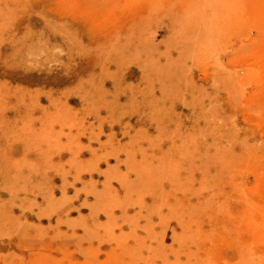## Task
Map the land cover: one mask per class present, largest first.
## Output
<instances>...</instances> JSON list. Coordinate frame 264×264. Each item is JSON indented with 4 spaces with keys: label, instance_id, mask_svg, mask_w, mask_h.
<instances>
[{
    "label": "rangeland",
    "instance_id": "1",
    "mask_svg": "<svg viewBox=\"0 0 264 264\" xmlns=\"http://www.w3.org/2000/svg\"><path fill=\"white\" fill-rule=\"evenodd\" d=\"M263 69L264 0H0V264H264Z\"/></svg>",
    "mask_w": 264,
    "mask_h": 264
},
{
    "label": "bare ground",
    "instance_id": "2",
    "mask_svg": "<svg viewBox=\"0 0 264 264\" xmlns=\"http://www.w3.org/2000/svg\"><path fill=\"white\" fill-rule=\"evenodd\" d=\"M262 67H263V65H262ZM264 70V69H263ZM130 139H132V137H130Z\"/></svg>",
    "mask_w": 264,
    "mask_h": 264
}]
</instances>
